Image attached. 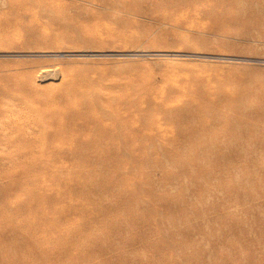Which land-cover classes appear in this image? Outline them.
<instances>
[{"label": "rangeland", "instance_id": "obj_1", "mask_svg": "<svg viewBox=\"0 0 264 264\" xmlns=\"http://www.w3.org/2000/svg\"><path fill=\"white\" fill-rule=\"evenodd\" d=\"M112 1L0 0V264H264L263 0Z\"/></svg>", "mask_w": 264, "mask_h": 264}, {"label": "bare ground", "instance_id": "obj_2", "mask_svg": "<svg viewBox=\"0 0 264 264\" xmlns=\"http://www.w3.org/2000/svg\"><path fill=\"white\" fill-rule=\"evenodd\" d=\"M60 1V0H59ZM80 1H83V2H86V3H89V4H93V5H97V6H101L102 4H111V3H115L114 1H112V0H71V3H75V4H77L78 2H80ZM118 1H120V0H118ZM151 1H153V0H151ZM164 1V0H163ZM184 1V0H183ZM187 1V0H186ZM201 1H203V0H201ZM216 1H218L219 2V7H224V6H235V5H239V6H241V5H245V4H247V3H250V2H255L254 0H216ZM66 2H67V0H66ZM126 3L128 2V1H125ZM154 2V1H153ZM157 2V1H156ZM212 2V1H211ZM210 2V3H211ZM62 3H63V1H62ZM61 3V4H62ZM65 3V2H64ZM64 3H63V6H64ZM68 3V2H67ZM70 3V2H69ZM116 3H118V2H116ZM122 3V2H121ZM124 3V2H123ZM130 3L131 4H133L131 1H130ZM134 3H136L135 2V0H134ZM57 4H59V3H57ZM56 4V5H57ZM119 4V3H118ZM160 4H163L162 3V1L160 0ZM173 4H174V2H173ZM189 4V3H188ZM203 4V3H202ZM201 4V5H202ZM217 4V3H216ZM157 5V4H156ZM172 5V4H171ZM175 5V4H174ZM200 5V4H199ZM218 5V4H217ZM66 6V5H65ZM111 6V5H110ZM121 6H123V4L121 5ZM188 6V5H187ZM197 5L195 4V7H196ZM263 6H264V0H263ZM58 7H59V5H58ZM57 6H56V8H58ZM61 7V6H60ZM115 7H117V8H119L118 6H116L115 5ZM259 5H258V3L256 2V6H254L253 7V9H252V11L250 12V14H253L254 16H257V12L260 14L261 13V9H259ZM70 8V7H69ZM72 8H75V7H73L72 6ZM127 8V7H126ZM186 8V7H185ZM190 8V7H189ZM199 8H200V6H199ZM61 9V8H60ZM66 9H67V7H66ZM113 9V8H112ZM115 9V8H114ZM187 9V8H186ZM193 9V8H192ZM214 9V8H213ZM64 10V9H63ZM63 10H61V11H63ZM188 10V9H187ZM200 10H202V9H200ZM67 10H65V12H66ZM64 13V12H63ZM67 14V13H66ZM264 25V24H263ZM249 34V33H248ZM258 35V34H257ZM51 72V70H49V71H44V73L43 74H45L46 76L47 75H49V73ZM82 86V85H81ZM87 87V86H86ZM82 88V87H81ZM87 89V88H86ZM85 90V89H84ZM39 92H40V90H38ZM94 91H96L95 89H94ZM54 100V99H53ZM192 100H194V99H192ZM97 101H98V99H97ZM196 103H198L196 100H194ZM193 101V102H194ZM92 102H94V101H92ZM194 102V103H195ZM87 103V102H86ZM114 103V102H113ZM97 104H98V106H99V103L97 102ZM122 104V103H121ZM119 106H121L120 104H118ZM117 105V106H118ZM123 105V104H122ZM201 105V104H200ZM199 105V113H202L203 115H206V114H211L212 115V119H213V121H214V123L213 124H217V126L216 127H218V125L220 126V127H222V128H227V127H229V126H227V125H229L230 123H233V122H237V121H241L242 119H246V120H248V119H250V118H252L253 116H255L256 114H257V112H255V113H248V114H246L245 112H244V110H241V109H237V110H235L233 113H232V115L231 116H229V120L228 121H226V122H224V121H222L221 119L223 118V117H225V115L223 114V113H221V112H216V113H212L211 111V109L212 108H214V106H209V105H207L206 104V106H205V103H203V105L202 106H200ZM118 106V107H119ZM124 106L125 105H123L122 106V108H124ZM89 107V106H88ZM185 108H187L186 109V112L187 113H189V112H191L190 114L192 115V116H195V115H198L197 114V112H195V110H194V108L192 109V108H190L189 107V105L187 104V106L185 107ZM119 109V108H118ZM223 109V108H222ZM133 110H134V108H133ZM262 110H264V108H262ZM195 112V113H194ZM262 114H264V113H262ZM131 116V115H130ZM163 116V115H162ZM162 116H160L159 118H161ZM184 117V116H183ZM142 118H144V117H142ZM142 118H140L141 120H142ZM138 119V118H137ZM146 119H147V117H146ZM183 120V119H182ZM140 121V120H139ZM144 121V120H143ZM151 121V120H150ZM149 121V122H150ZM161 122H162V120H160ZM206 121H207V119H206ZM138 123V122H137ZM142 123V122H141ZM152 123H155V122H152ZM156 123H157V120H156ZM159 124H160V122H158ZM208 123V122H207ZM206 123V125H208ZM119 124H121V123H119ZM162 124V123H161ZM137 125V124H136ZM196 125H197V123H196ZM122 126H124L125 128L127 127V125H124V124H122ZM121 126V127H122ZM141 126V125H140ZM211 126V125H210ZM248 127V126H247ZM247 127H246V129H247ZM138 128V127H137ZM140 128V127H139ZM138 128V129H139ZM142 128V127H141ZM157 129L159 128V127H156ZM156 128H155V130H156ZM133 129V128H132ZM164 129V128H163ZM108 130H110V129H108ZM113 130V129H112ZM130 131H132V130H130ZM126 132V133H122V132H120V133H116L115 135H113V134H111V133H109V132H107L106 131V129H105V131L104 132H102L101 134H103V135H107L108 136V138H109V140L110 141H108L107 143H110L109 144V146H108V149H107V152H106V156L105 157H109V156H111L110 158H115V159H117L118 158V160H119V157H121L122 156V154H124V152H125V150L124 151H121V149H120V147L119 148H117V146H115V144L117 145L119 142H124V144H126V145H128L129 144V142L130 141H136L137 139L138 140H144V133L142 132V130H138L137 132H133V133H131V132ZM153 131V130H152ZM158 131H160V130H158ZM174 131V130H173ZM181 131L183 132V128L181 129ZM154 132H156V131H154ZM164 132L166 133L167 131H165V129H164ZM246 132V131H245ZM247 132H249L248 131V129H247ZM129 133V134H128ZM162 133V132H161ZM174 133V132H173ZM100 134V135H101ZM150 134H152V133H150ZM103 135L100 137L101 139H102V137H103ZM166 136H167V134H165ZM162 136V135H161ZM169 137V136H168ZM171 137H173L174 138V136H171ZM145 138H146V136H145ZM106 140V139H105ZM158 140V139H157ZM118 143H117V142ZM209 141V140H208ZM101 142H103V141H101L100 139H97V143H95V142H92V141H90L89 142V146H91V147H87L88 148V150L89 149H91L92 147H96V146H99V145H101V147H103L104 145H103V143H101ZM136 142H138V143H140V141H136ZM175 143V142H174ZM232 144V143H231ZM126 145H125V147L124 148H126ZM233 145V144H232ZM122 148V147H121ZM262 152V151H261ZM191 153V152H190ZM222 154V153H221ZM220 154V155H221ZM221 158V157H220ZM121 159H122V157H121ZM209 173H211V172H209ZM173 179V178H172ZM37 197V196H36ZM38 198V197H37ZM38 200H40L41 202H43V200H47V199H45V198H43V197H39V199ZM51 200H47V201H44V202H50ZM72 207V206H71ZM38 205L37 206H35V209H34V207H32V212L31 213H34V216L36 215V213H38ZM71 209H73V208H71ZM30 213V212H29ZM50 216L48 215V212H44V213H40V214H38V219L42 222V224H48V226H51V224H52V221H50ZM63 219H66V216L64 215V213L62 212L61 213V216H60V218H58V221H63ZM18 230L19 231H21L22 229L20 228V227H18ZM49 230H50V228H49ZM27 232H28V230H25L23 233L24 234H27ZM45 233H47V234H49V233H51V232H49L48 231V228H47V230H45L44 231ZM28 234H29V236H28V238H29V241L31 242V243H34V242H39V244L40 243H45L46 245H47V239L49 238V239H51V237H49L48 235H44V239L42 238V239H36V238H33V236H31V235H33V233L32 232H28ZM10 235V234H9ZM52 235H53V237L54 238H56L55 237V235L52 233ZM56 240H58L57 238H56ZM99 245H97V247H98ZM42 247V246H41ZM41 247H38L37 246V248H33V249H35L36 251H38V252H40V254L42 255V257L40 258L39 257V259L37 258V259H35V258H33V261H35V260H38L39 262H43L46 258H47V255H48V249H46V248H41ZM57 248H58V246H57ZM73 248L74 247H72V245H70V244H67V245H61V250H60V254H63V253H65L66 251H67V253L69 254L70 252H71V250H73ZM104 248H105V245L103 244V246H99L98 248H97V251H103L104 250ZM1 252V251H0ZM31 256L33 255H35V252H31V254H30ZM32 259V258H31Z\"/></svg>", "mask_w": 264, "mask_h": 264}]
</instances>
